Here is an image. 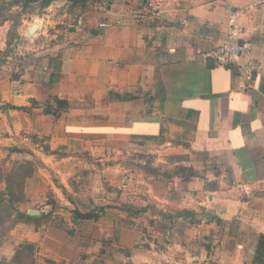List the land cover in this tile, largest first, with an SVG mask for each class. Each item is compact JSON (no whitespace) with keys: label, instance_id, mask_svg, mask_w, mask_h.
Returning <instances> with one entry per match:
<instances>
[{"label":"crops","instance_id":"1","mask_svg":"<svg viewBox=\"0 0 264 264\" xmlns=\"http://www.w3.org/2000/svg\"><path fill=\"white\" fill-rule=\"evenodd\" d=\"M254 1L96 2L67 42L0 73V146L38 162L27 190L42 207L22 212L105 207L95 221L68 216L66 229L19 224L16 244L56 264H264L253 261L264 236V4ZM231 18L259 64L248 87L214 57ZM52 98L67 102L58 115L45 112ZM125 147L187 169L171 196H153V212L106 205L117 197L102 175L120 168L102 160Z\"/></svg>","mask_w":264,"mask_h":264},{"label":"rangeland","instance_id":"2","mask_svg":"<svg viewBox=\"0 0 264 264\" xmlns=\"http://www.w3.org/2000/svg\"><path fill=\"white\" fill-rule=\"evenodd\" d=\"M93 6L94 4L90 2L84 4L73 0H55L47 7L30 6L12 21L1 22L0 20V73L5 71V68L18 69L23 66L25 60L30 58L35 59V57L43 56L42 52L46 51L51 44L58 41L67 42L72 37V31H74L85 11ZM33 25H37L35 31H31ZM7 40H9V45H7ZM14 151L21 154L31 153V150L25 147L11 149L10 147L2 148L0 146V189L5 187V179L9 176L13 178L12 172L15 171L17 165L27 163L31 175L25 178L23 182L24 195L16 205L20 211L27 208L42 207L40 206L42 200L38 201L35 193L27 190V180L33 175L38 162L17 158L11 159L10 155ZM122 151L120 154L111 151L112 154L102 160V163L109 168H120V170L113 172L108 170L102 175V182L106 185H112L109 191L113 192L115 198L117 197V201L114 200L106 205L107 207H116L117 204L132 206L134 214H139L141 210L147 208L152 211L153 196L156 195L160 198L164 195L171 196L170 193L173 191L171 189L174 188V182L177 181L176 178L180 176V170L183 167L181 164H174L175 159L173 158L168 160H163L162 157L155 158L154 154L146 150L133 151L130 147H125ZM2 152H6L4 157L1 156ZM102 163L99 162L97 165L100 166ZM83 181H81L82 185L78 184V190L75 191L77 194L74 197L78 201L85 199L87 192L90 190L88 187H91L92 183V179ZM122 193L124 198L120 199ZM47 196L51 199L52 193L48 192ZM78 207L85 208L81 212L99 211L100 209V207H82V204H79L75 205V210H78ZM56 210L54 218L47 219L44 224L65 229L70 228L72 221L71 218H68L67 207L59 205ZM15 215L16 213L12 215L11 219H14V221L11 220L8 225L9 229L0 239V264H56L52 260L38 255L35 247L32 251L20 248L25 242L16 244L23 229L19 224L26 223L31 226L36 224L31 221L20 220ZM16 255L18 262L14 261L13 258H16Z\"/></svg>","mask_w":264,"mask_h":264},{"label":"trees","instance_id":"3","mask_svg":"<svg viewBox=\"0 0 264 264\" xmlns=\"http://www.w3.org/2000/svg\"><path fill=\"white\" fill-rule=\"evenodd\" d=\"M55 0H0V20L5 22L8 20H14L15 17H18L19 14L25 11L27 8L33 5H38L40 7H47ZM75 2L87 3H101L102 0H73ZM17 9L16 11H13ZM7 45H9V40H7ZM52 102L55 104V107L46 105L45 112L58 115L62 109L67 107V102L65 100L52 98ZM186 168H183L182 171L186 172ZM31 171L28 170L27 163H20L17 165L15 171L12 172V177L5 179V187L0 189V239L6 234L9 229L8 225L11 222V217L16 213V217L20 220L31 221L38 225L40 222L46 221L47 215H29L26 212H22L18 209L17 203L20 202L23 194V182L26 177L30 176ZM191 176V175H189ZM105 207H100L99 211H88L81 212L79 210H74L73 215L79 220H98L100 214L104 211ZM189 211H182L183 213H188ZM14 219L12 220V222ZM25 248L28 251H32L35 247L30 243H23L20 248ZM17 254V253H16ZM14 261H17V255ZM253 261L255 263H262L264 261V236H261L258 243V248L255 252Z\"/></svg>","mask_w":264,"mask_h":264},{"label":"built area","instance_id":"4","mask_svg":"<svg viewBox=\"0 0 264 264\" xmlns=\"http://www.w3.org/2000/svg\"><path fill=\"white\" fill-rule=\"evenodd\" d=\"M264 4V0H255L253 5ZM230 42L221 44L214 53L215 60L221 66H236L239 70V77L243 80L244 87H248L253 80L259 64L252 58H244L248 53L249 47L239 42L240 29L236 21L230 20Z\"/></svg>","mask_w":264,"mask_h":264},{"label":"water","instance_id":"5","mask_svg":"<svg viewBox=\"0 0 264 264\" xmlns=\"http://www.w3.org/2000/svg\"><path fill=\"white\" fill-rule=\"evenodd\" d=\"M104 3H111L113 0H102ZM37 25H33V27H31V31H35L37 28H36ZM39 211L37 210H29L28 211V214L29 215H39Z\"/></svg>","mask_w":264,"mask_h":264}]
</instances>
